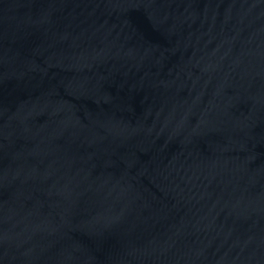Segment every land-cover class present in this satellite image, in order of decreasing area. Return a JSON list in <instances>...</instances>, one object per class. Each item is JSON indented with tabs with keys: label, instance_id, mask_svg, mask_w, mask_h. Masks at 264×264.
Returning a JSON list of instances; mask_svg holds the SVG:
<instances>
[{
	"label": "water",
	"instance_id": "obj_1",
	"mask_svg": "<svg viewBox=\"0 0 264 264\" xmlns=\"http://www.w3.org/2000/svg\"><path fill=\"white\" fill-rule=\"evenodd\" d=\"M0 264H264V0H0Z\"/></svg>",
	"mask_w": 264,
	"mask_h": 264
}]
</instances>
